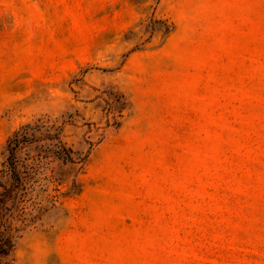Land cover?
Masks as SVG:
<instances>
[{
  "label": "rangeland",
  "instance_id": "374dc122",
  "mask_svg": "<svg viewBox=\"0 0 264 264\" xmlns=\"http://www.w3.org/2000/svg\"><path fill=\"white\" fill-rule=\"evenodd\" d=\"M0 264H264V0H0Z\"/></svg>",
  "mask_w": 264,
  "mask_h": 264
},
{
  "label": "trees",
  "instance_id": "16d2710c",
  "mask_svg": "<svg viewBox=\"0 0 264 264\" xmlns=\"http://www.w3.org/2000/svg\"><path fill=\"white\" fill-rule=\"evenodd\" d=\"M18 136L19 135H16V137H14L12 140L9 141L8 148H10V150H14V148H17L22 143V140L25 137V136H23V138H21Z\"/></svg>",
  "mask_w": 264,
  "mask_h": 264
}]
</instances>
